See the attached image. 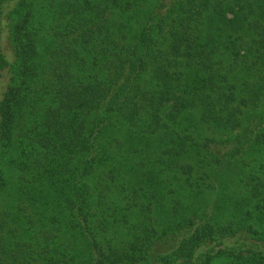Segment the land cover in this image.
<instances>
[{
  "label": "trees",
  "instance_id": "trees-1",
  "mask_svg": "<svg viewBox=\"0 0 264 264\" xmlns=\"http://www.w3.org/2000/svg\"><path fill=\"white\" fill-rule=\"evenodd\" d=\"M0 264H264V0H0Z\"/></svg>",
  "mask_w": 264,
  "mask_h": 264
},
{
  "label": "rangeland",
  "instance_id": "rangeland-1",
  "mask_svg": "<svg viewBox=\"0 0 264 264\" xmlns=\"http://www.w3.org/2000/svg\"><path fill=\"white\" fill-rule=\"evenodd\" d=\"M202 252H203V251H202ZM202 252H201V253H202Z\"/></svg>",
  "mask_w": 264,
  "mask_h": 264
}]
</instances>
